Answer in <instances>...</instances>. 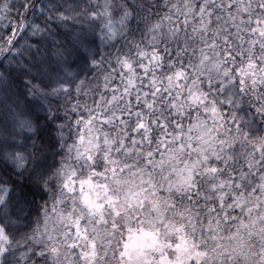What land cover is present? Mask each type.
I'll return each instance as SVG.
<instances>
[{
	"label": "snow or ice",
	"instance_id": "6c2138e0",
	"mask_svg": "<svg viewBox=\"0 0 264 264\" xmlns=\"http://www.w3.org/2000/svg\"><path fill=\"white\" fill-rule=\"evenodd\" d=\"M13 14L0 264H264V0Z\"/></svg>",
	"mask_w": 264,
	"mask_h": 264
},
{
	"label": "trees",
	"instance_id": "16d2710c",
	"mask_svg": "<svg viewBox=\"0 0 264 264\" xmlns=\"http://www.w3.org/2000/svg\"><path fill=\"white\" fill-rule=\"evenodd\" d=\"M10 21L12 23H15L16 21V18H15V14H13V16L10 18V20H4V21H0V34H3V35H7L8 32L11 31L10 28L7 29V31L5 30V26L8 25L10 23ZM91 103V101H89Z\"/></svg>",
	"mask_w": 264,
	"mask_h": 264
}]
</instances>
